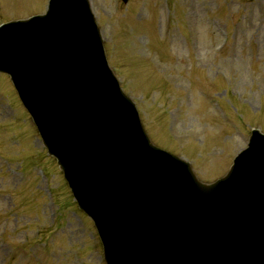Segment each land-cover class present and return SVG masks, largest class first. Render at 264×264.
Wrapping results in <instances>:
<instances>
[{
  "label": "rangeland",
  "instance_id": "obj_1",
  "mask_svg": "<svg viewBox=\"0 0 264 264\" xmlns=\"http://www.w3.org/2000/svg\"><path fill=\"white\" fill-rule=\"evenodd\" d=\"M90 1L109 65L152 141L203 182L225 175L251 129L264 133V0ZM47 3L0 0V24ZM35 134L0 74V264H104L91 222Z\"/></svg>",
  "mask_w": 264,
  "mask_h": 264
},
{
  "label": "water",
  "instance_id": "obj_2",
  "mask_svg": "<svg viewBox=\"0 0 264 264\" xmlns=\"http://www.w3.org/2000/svg\"><path fill=\"white\" fill-rule=\"evenodd\" d=\"M88 10L87 0H51L46 16L4 27L0 71L95 220L107 264H264V136L252 133L225 178L199 183L149 144Z\"/></svg>",
  "mask_w": 264,
  "mask_h": 264
}]
</instances>
